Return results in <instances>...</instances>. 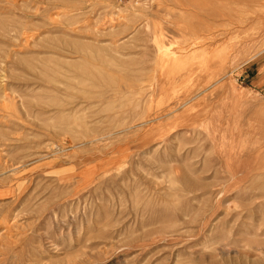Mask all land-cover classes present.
I'll use <instances>...</instances> for the list:
<instances>
[{
  "label": "rangeland",
  "instance_id": "374dc122",
  "mask_svg": "<svg viewBox=\"0 0 264 264\" xmlns=\"http://www.w3.org/2000/svg\"><path fill=\"white\" fill-rule=\"evenodd\" d=\"M0 264H264V0H0Z\"/></svg>",
  "mask_w": 264,
  "mask_h": 264
},
{
  "label": "bare ground",
  "instance_id": "6f19581e",
  "mask_svg": "<svg viewBox=\"0 0 264 264\" xmlns=\"http://www.w3.org/2000/svg\"><path fill=\"white\" fill-rule=\"evenodd\" d=\"M11 224H12V223H11ZM9 225H10V223H9ZM9 225H8V226H9Z\"/></svg>",
  "mask_w": 264,
  "mask_h": 264
}]
</instances>
